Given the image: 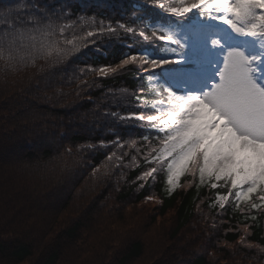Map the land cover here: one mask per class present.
<instances>
[{
    "label": "trees",
    "instance_id": "trees-1",
    "mask_svg": "<svg viewBox=\"0 0 264 264\" xmlns=\"http://www.w3.org/2000/svg\"><path fill=\"white\" fill-rule=\"evenodd\" d=\"M174 19L149 0H0V264L260 262L253 259L264 253V210L237 209L234 194L217 207L216 195L227 189L197 187L189 176L169 195L163 167L146 183L136 179L149 165L140 157L132 165L136 152L125 142L140 145L145 135H159L128 118L155 114L157 97L143 66L128 65L108 77L89 71L115 67L130 52L162 54L160 41L126 33L120 23L148 31ZM29 22L53 25L56 40L97 35L51 64L32 47L45 37L26 38ZM9 23L17 27L8 29ZM60 26H67L65 36ZM108 26L117 31H100ZM10 47L14 69L6 63ZM192 54L188 44L186 55ZM117 140L129 155L120 166L109 165L108 175L94 176ZM158 223L171 226L155 244L146 226Z\"/></svg>",
    "mask_w": 264,
    "mask_h": 264
},
{
    "label": "snow or ice",
    "instance_id": "snow-or-ice-1",
    "mask_svg": "<svg viewBox=\"0 0 264 264\" xmlns=\"http://www.w3.org/2000/svg\"><path fill=\"white\" fill-rule=\"evenodd\" d=\"M149 5L175 19L168 26H150L148 31L124 23L119 24V29L139 35L145 41H160L162 54L147 50L130 52L115 67L89 69L98 77H108L125 66L141 65L157 97L151 104L155 114L128 117L146 123L159 133L155 137L145 135L140 145L136 139L125 142L127 148L136 152L132 165L137 157L149 165L136 179L146 183L163 167L169 195L182 186V177L189 176L191 182L198 181L197 187L227 189V194L216 195L215 203L220 208L234 194L237 209L264 210V0H170L168 3L149 0ZM190 15L199 24H215L230 31L237 40L255 46L256 50L226 47L212 32L191 23ZM15 27L8 24V29ZM25 27L27 39L35 42L33 33L45 37L39 48L35 43L32 47L51 64L78 53L97 35L87 31L84 35L66 37L67 26H60V35L65 38L56 40L55 27L51 24L29 22ZM182 27H187L184 38L178 33ZM100 31L114 33L117 29L108 26ZM189 41L193 45L191 58L186 55ZM169 48L172 55L168 54ZM213 52H218L215 58L209 55ZM0 59H4L2 50ZM6 63L15 68L11 47ZM113 144L115 150L101 166L103 172L95 168L94 176L108 175L109 165L118 167L129 155L123 151L125 144L118 140ZM244 231L247 233V227ZM240 239L243 242L245 237Z\"/></svg>",
    "mask_w": 264,
    "mask_h": 264
},
{
    "label": "rangeland",
    "instance_id": "rangeland-1",
    "mask_svg": "<svg viewBox=\"0 0 264 264\" xmlns=\"http://www.w3.org/2000/svg\"><path fill=\"white\" fill-rule=\"evenodd\" d=\"M189 21L191 23H194V22H192L193 21L192 18H190ZM209 32H212L214 35H216L224 43V45L226 47L238 46V47L246 48V49H249V50H256L255 49V46H253L251 44H248L247 42H243V41H230V39H229V33L226 32V30L223 29V28H220V27H217L216 26V28H211V30ZM178 33H179L180 38H184L185 33L182 30H179ZM209 55L212 58H215L218 55V52L209 53ZM177 67L179 68L181 66H177ZM209 73H210V70H209ZM216 205H218V204H216ZM167 218H169V217H167ZM169 219H170V222H172L171 218H169ZM169 226H171V225L168 224V223H166V224H159L158 223V224L153 225V226L147 225L146 227H149V231L151 232V234L153 236V239H154V242L156 244V241H160L161 242V239L166 235L167 228H169ZM239 245H241V244H236L235 247L237 248ZM261 251H263V250L257 251L258 258L257 259H253V261L260 259L259 260L260 262L257 263V264H264V253L261 252ZM245 264H256V262H253V263H245Z\"/></svg>",
    "mask_w": 264,
    "mask_h": 264
}]
</instances>
